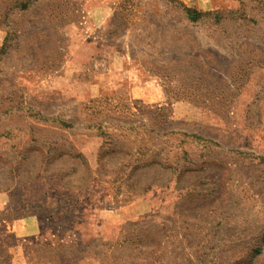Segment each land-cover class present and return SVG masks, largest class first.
<instances>
[{"label": "rangeland", "instance_id": "1", "mask_svg": "<svg viewBox=\"0 0 264 264\" xmlns=\"http://www.w3.org/2000/svg\"><path fill=\"white\" fill-rule=\"evenodd\" d=\"M0 264H264V0H0Z\"/></svg>", "mask_w": 264, "mask_h": 264}, {"label": "trees", "instance_id": "2", "mask_svg": "<svg viewBox=\"0 0 264 264\" xmlns=\"http://www.w3.org/2000/svg\"><path fill=\"white\" fill-rule=\"evenodd\" d=\"M185 13H186V15H188V18L190 20H192V21H195L196 19H198L199 15H200L199 12L193 11V10H190V9L185 10ZM101 136L104 137L103 133H101ZM152 165H156V166L160 167L161 169H168V167H169L168 165L163 164L160 161L150 160V161H146V163H144V164H140V163L135 164L133 166V169L136 170L139 167L152 166ZM177 172H178V174L182 173L180 170L177 171Z\"/></svg>", "mask_w": 264, "mask_h": 264}, {"label": "crops", "instance_id": "3", "mask_svg": "<svg viewBox=\"0 0 264 264\" xmlns=\"http://www.w3.org/2000/svg\"><path fill=\"white\" fill-rule=\"evenodd\" d=\"M91 161H93V159Z\"/></svg>", "mask_w": 264, "mask_h": 264}]
</instances>
